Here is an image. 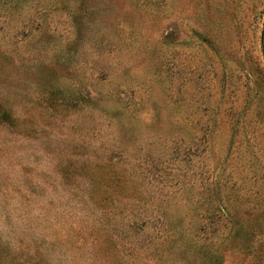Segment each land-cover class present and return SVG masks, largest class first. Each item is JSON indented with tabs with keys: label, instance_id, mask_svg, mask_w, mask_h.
<instances>
[{
	"label": "rangeland",
	"instance_id": "374dc122",
	"mask_svg": "<svg viewBox=\"0 0 264 264\" xmlns=\"http://www.w3.org/2000/svg\"><path fill=\"white\" fill-rule=\"evenodd\" d=\"M0 264H264V0H0Z\"/></svg>",
	"mask_w": 264,
	"mask_h": 264
}]
</instances>
